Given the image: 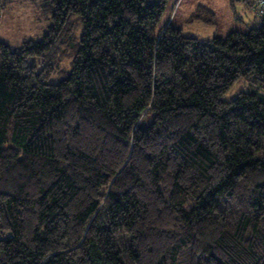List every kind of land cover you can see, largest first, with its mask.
Masks as SVG:
<instances>
[{
	"label": "trees",
	"instance_id": "1",
	"mask_svg": "<svg viewBox=\"0 0 264 264\" xmlns=\"http://www.w3.org/2000/svg\"><path fill=\"white\" fill-rule=\"evenodd\" d=\"M36 1L47 32L0 41V264H264L253 1L205 41L159 27L166 0Z\"/></svg>",
	"mask_w": 264,
	"mask_h": 264
},
{
	"label": "rangeland",
	"instance_id": "2",
	"mask_svg": "<svg viewBox=\"0 0 264 264\" xmlns=\"http://www.w3.org/2000/svg\"><path fill=\"white\" fill-rule=\"evenodd\" d=\"M230 2H233V7H230ZM145 3L155 5L159 0H145ZM36 5V0H14L1 10V42L17 47L24 41L39 40L47 32L50 21L40 20ZM256 21V24L247 22L238 0H166L159 27L171 24L182 29L185 35H194L199 41H205L214 37L225 39L233 31L246 33L260 23L258 19ZM49 82L55 84L58 78L53 77ZM250 91V84L241 80L222 99L230 101L240 92ZM150 119V116H145L140 126H146Z\"/></svg>",
	"mask_w": 264,
	"mask_h": 264
},
{
	"label": "crops",
	"instance_id": "3",
	"mask_svg": "<svg viewBox=\"0 0 264 264\" xmlns=\"http://www.w3.org/2000/svg\"><path fill=\"white\" fill-rule=\"evenodd\" d=\"M233 1V0H232ZM236 1V0H234ZM252 0H238V2L240 3V9H241V12L242 14L244 15V17L247 18V22L249 24L251 23H254L256 24V18H254L251 10H250V7H249V4ZM230 7H233V2H230ZM0 20H1V16H0ZM1 41V40H0Z\"/></svg>",
	"mask_w": 264,
	"mask_h": 264
},
{
	"label": "built area",
	"instance_id": "4",
	"mask_svg": "<svg viewBox=\"0 0 264 264\" xmlns=\"http://www.w3.org/2000/svg\"><path fill=\"white\" fill-rule=\"evenodd\" d=\"M254 3L253 13L256 17L264 16V0H252Z\"/></svg>",
	"mask_w": 264,
	"mask_h": 264
}]
</instances>
